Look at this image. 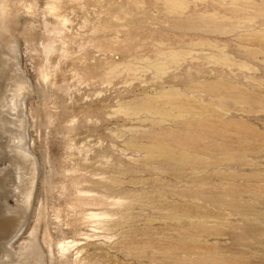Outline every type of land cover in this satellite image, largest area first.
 <instances>
[{
	"label": "rangeland",
	"instance_id": "374dc122",
	"mask_svg": "<svg viewBox=\"0 0 264 264\" xmlns=\"http://www.w3.org/2000/svg\"><path fill=\"white\" fill-rule=\"evenodd\" d=\"M183 1L10 0L14 260L264 264V0Z\"/></svg>",
	"mask_w": 264,
	"mask_h": 264
},
{
	"label": "bare ground",
	"instance_id": "6f19581e",
	"mask_svg": "<svg viewBox=\"0 0 264 264\" xmlns=\"http://www.w3.org/2000/svg\"><path fill=\"white\" fill-rule=\"evenodd\" d=\"M165 1L168 7L173 9L172 12L175 11V13L184 14L186 4L184 3L183 0H181L180 3H176V0H169V1L165 0ZM203 1L207 2L206 0H203ZM224 1H227L229 4H231V7L229 6L231 8L230 11L234 14V16H236L242 10H245L246 6L249 5V3H251L252 0H243L242 3H246L245 6H241L240 4L236 5L235 3H237L239 0H212V3L216 4L219 7H225ZM219 14L220 13H209V15H205L203 18H198V19L200 21L207 20L211 22L222 21L223 16H220ZM9 28H10V0H0V32L9 31ZM9 114L10 113L6 110H1L0 112V163L3 161H6V163L8 162V164H6L7 165L6 167L0 168V264H11L12 262H15L16 264H28V261H20V258H22L23 256L25 257V249H27L29 245H32L31 243H34L36 249H38V246L40 245L38 238H37V233H38L37 230H38L39 225H37V228H35L34 232L32 233L33 239L29 240L28 242H24V243L22 242L21 244H19L18 249H17L18 252H16V256L18 259L14 260V254L12 251L16 250L14 249L15 240L19 236L18 231L21 230V228L23 227V222L22 224H20V220L18 217L19 214H16L17 210L15 206L11 204V201H10L12 198L15 197V195L13 194L14 192L13 187L12 188L10 187V182H11L10 181L11 179L10 177V155L12 154H10V116ZM256 146L258 145L255 144V146H253L251 150H253ZM261 147H262L261 144H259L258 148H255V149H258V151H262ZM254 153L259 155L257 152H254ZM19 190H20V185L17 186V190L15 193L17 194V191L19 192ZM248 196H250V198H253L254 195L248 194ZM242 197L243 195L239 191V198L242 199ZM253 213L256 215L255 211H253ZM234 214H238V215L248 217V218L252 217L251 212L246 210V208H244V206L241 204L235 205ZM41 217H42V213L40 215V220H41ZM40 253L42 255L43 251ZM42 260L43 259L41 258L40 262H42Z\"/></svg>",
	"mask_w": 264,
	"mask_h": 264
}]
</instances>
